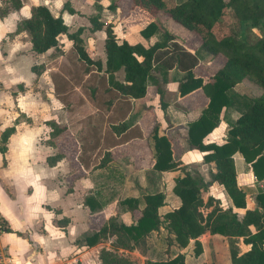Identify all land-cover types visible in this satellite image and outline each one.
<instances>
[{
    "label": "trees",
    "instance_id": "trees-1",
    "mask_svg": "<svg viewBox=\"0 0 264 264\" xmlns=\"http://www.w3.org/2000/svg\"><path fill=\"white\" fill-rule=\"evenodd\" d=\"M25 0H7L8 4L0 6V17L8 9H18ZM96 12L88 16L91 29L104 32V64L93 58L92 48L85 46L79 35L81 27L68 31L62 17L54 15L47 6H30L31 18L21 17L16 22L13 32L25 31L30 42V49L41 53L57 43V36L65 34L71 44L64 51L68 66L82 82L87 77L102 80L100 84H86L85 94L91 99L94 110L84 114V129L76 134L77 161L85 167L96 163L105 165L110 159L107 148L127 139L131 130H124L123 118L130 109V98L140 97L145 93L144 80L150 70L159 64L164 68L176 67L183 71L177 80L179 96L200 88L207 101L198 115L187 123L185 143L188 148L204 151L203 160L209 165V180L198 183L191 170L172 155L167 136L153 129L154 159L152 167L156 170H177L173 176L172 191L178 198V205L161 214L158 211L163 202L160 190L142 192L139 198L126 197L121 201L127 205L130 213L138 212L134 223H117L115 217H109L98 229L85 235L87 244L103 237L107 232L115 233L117 242L125 248H133L144 243L145 236L158 227L160 215L164 217L163 227L166 231L165 242L185 245L193 238L194 253L200 251L196 236L204 230L231 236H242L248 248L240 254L230 252L231 264H264V191L255 194L256 206L246 203L245 193L236 181V171L232 154L239 152L244 161L249 163L256 179L264 177V0H130V14L145 20L137 31L146 40L141 42L132 32L117 40L113 23L99 19L100 4L94 0ZM63 7L71 12L68 2ZM105 8L114 9L111 0ZM156 14L169 17L181 26L195 32L198 46L211 56H220L222 63L212 73L203 76L195 70L198 59L185 44L177 41L154 17ZM258 35L251 39L252 29ZM11 33H9L10 35ZM155 35L149 43L148 38ZM66 60V62H67ZM59 63L56 70H50L54 95L62 102L69 121L70 115L77 112L81 103H68V86L72 79L68 77L66 65ZM122 69V78L115 77V71ZM31 69L38 73L32 64ZM101 71V74L98 73ZM72 75V74H70ZM101 75V76H98ZM247 78L261 87L260 94L228 93L231 86ZM236 101V103H235ZM223 105H238L239 113L226 129L227 136L223 142H203V137L215 126L219 111ZM83 112V110H82ZM52 129L48 143L53 144L57 135L67 125L48 120ZM13 130L9 126L0 133V152L5 149L4 142ZM121 132V134H120ZM70 141V140H69ZM71 143V142H70ZM101 155L97 160V156ZM58 153L47 157L51 163ZM72 157V156H69ZM211 180L218 181L231 204L223 206L214 200L213 215L203 224L196 216L199 203L198 189ZM104 202V201H103ZM85 204L92 207L90 200ZM243 207V211L236 210ZM98 258L102 264H129V260L104 248H100ZM146 264H186L181 252L173 256L146 260Z\"/></svg>",
    "mask_w": 264,
    "mask_h": 264
},
{
    "label": "crops",
    "instance_id": "crops-1",
    "mask_svg": "<svg viewBox=\"0 0 264 264\" xmlns=\"http://www.w3.org/2000/svg\"><path fill=\"white\" fill-rule=\"evenodd\" d=\"M65 1L72 8L71 12L67 11L63 7V4L57 9L54 0H50L47 7L52 14H59L64 23L65 13L67 14L69 19L65 24L68 31L81 27L79 35L82 38L83 44L90 48L95 47L96 52L93 58L99 59L101 65L104 64L105 54L102 46L104 32L102 29H91L88 19L90 14L96 12L97 6L94 3L95 1ZM110 1L98 0V4L101 7L99 19L113 23V31L116 33L118 29L120 37L128 32H132L141 42L146 43V40L137 31L144 25L145 20H141L138 16L130 14L131 1L113 0L115 8H105ZM172 1L176 2L175 0ZM25 4L30 5V0H25L18 9H8L7 13L0 17V20H3L13 11L19 12ZM154 18L163 27L165 25L171 26L172 30H169L173 32H175V25L180 29L185 28L171 18L160 14H156ZM169 20L174 23V26L169 24ZM117 23H120L121 28L115 25ZM185 32L186 36L182 41L196 54L198 59L195 70L199 71L203 76L209 75L221 65L222 58L220 56H211L201 49L198 46L197 36L193 31L185 28ZM9 33L11 34L9 35ZM115 36L117 37V34ZM154 37L155 35H151L147 42L150 43ZM176 40L179 41L178 39ZM17 41L22 47L10 55V49L13 43ZM70 44L71 42L65 34H59L54 47H49L41 53H35L30 49V42L26 32L23 30L8 32L6 33V38L0 40V101H4L0 103V108L6 111L19 112V108H8L7 98L10 97L13 106H15L19 96L30 94L31 98L38 105L41 104L44 107H48V111L45 114L55 117V119L50 120L67 125V128L55 137L53 144H49L48 140L41 139V145L46 149H51V151L46 154L43 164L37 161L39 167H46L47 169H51L58 161L64 160L65 162L63 170H57L55 179L49 178L41 181L50 191L55 190L60 195L59 200L51 204H43L41 207L46 211H53L55 213L51 223L54 227L64 231L65 239L59 242L52 241L47 249L39 245L32 238L33 233L45 237L48 235L44 231V221L41 217L39 223L33 221L32 226L27 227L25 232L16 233L17 236L27 240L30 245L24 258L31 259L35 264H40V260L42 259L43 264H48V253L55 252L56 258L53 264H102L98 258V252L100 248H104L128 259L129 264H131L132 255L134 253L139 254L142 257L143 264H145L143 260L145 256L137 249L138 246H144L150 250L161 249L164 256H173L177 252H181L186 264H231L230 252L233 251L240 254L249 246L248 243L243 241L242 236L211 233L208 230H204L196 236L200 251L194 253L193 238H189L188 242L183 246L175 243L168 245L166 242H160V240H165L166 235L163 227V215H160L162 219L158 227L149 231L145 236L143 245L139 244L133 248H125L117 242L115 233L108 232L103 237L89 244L85 242V235L91 234L94 230L98 229L111 216L115 217L117 223H134V218L138 212L134 210L133 214L130 213L127 205L121 201L123 198L137 197L139 198L138 204L141 206L140 196L142 192L160 190L163 193V202L159 206L158 211L163 214L165 211L177 207L178 198L172 191L173 176L177 173V170H156L152 167L154 159L152 133L154 127H156L157 133H163L167 136L171 145L173 158L189 168L198 183L209 180V165L202 157L204 151L188 148L185 143L187 123L198 115L200 109L206 103L207 97L200 88H195L179 96L176 84L177 80L182 76L183 71H180L176 67L167 69L156 64L150 70L149 76L144 80L146 86L144 95L130 98V109L123 118L124 130L134 129L133 131L131 130L129 137L107 148L110 152V159L105 165L99 166L93 163L88 167L82 166L75 156L76 151L79 149L76 134L84 129V113H82V110L85 107H89V112H91L95 107L92 103L86 101L85 104L76 108L77 113H82L77 121H69L65 108L57 109L55 107V102H59L60 104L62 102L54 95L49 73L52 68H55L54 61L56 57H58L59 62H66L64 51ZM99 56L102 59L98 58ZM32 64L38 68V73H35L31 69ZM8 68L13 69V71L9 72ZM207 68L212 69L210 71ZM115 73H120L119 78L115 76L120 80L122 78V69L116 70ZM13 80H18L19 82L12 83ZM244 80L242 78L241 81L231 86L228 93L245 94L248 96L260 94L262 89L255 83V91L252 93L239 88V84H242L247 89L253 87L245 83ZM18 83L22 85L21 88H13L9 91L8 85L13 84L15 86ZM239 109L238 105H223L219 111L217 123L203 137V142H223L227 136L226 129L237 117ZM39 116L40 112H37V117L39 118ZM4 119H7V117H0V123ZM21 120H25L30 127L33 126V120L28 118L24 113H21L18 119L12 121V124H19ZM39 123H44L49 127L46 121L38 119L36 126H39ZM70 126L74 127L71 128ZM15 131L16 129L13 127V130L6 137L4 146L8 142L9 136ZM47 135L49 136V133ZM69 142H71V146L68 148ZM0 144H2L1 141ZM7 151L5 147L4 151L0 152V154ZM56 153H58V157L51 163L47 162V157ZM100 156H97V160ZM232 157L235 165L236 181L245 193L246 203H252L253 206H256L255 194L259 191H264V177L256 179L249 163L244 161L239 152H234ZM8 164L9 161L4 160L2 169H7ZM0 187L4 189L10 200H17L18 189L10 179L3 178L2 170H0ZM32 192L33 189L29 187L24 195L30 196ZM197 194L199 203L196 216L203 224L207 223L214 213V200L217 201V204L223 206L231 204L226 192L216 180H211L206 186L200 187ZM86 198L90 200L92 207L89 208L85 204ZM236 210L242 212L243 207H238ZM14 211L18 215L21 224H24V217L20 215L19 206ZM61 216L63 218H57ZM4 221L5 228L0 233V247H7L9 249V246L4 243L6 239H4L3 234L11 232L12 228L7 220L4 219ZM73 225L76 227L75 236L68 234V230ZM156 239L159 240V245L155 248L156 245L153 241ZM61 247L72 249V251L66 256L61 255Z\"/></svg>",
    "mask_w": 264,
    "mask_h": 264
},
{
    "label": "clouds",
    "instance_id": "clouds-1",
    "mask_svg": "<svg viewBox=\"0 0 264 264\" xmlns=\"http://www.w3.org/2000/svg\"><path fill=\"white\" fill-rule=\"evenodd\" d=\"M55 7L59 9L64 0H54ZM41 3L44 6H48L50 0H30V5L25 4L19 10V12H11L3 20H0V40L6 38V33L15 30L16 21L21 17L25 19L31 18L30 6L34 5L39 7ZM67 14L65 13V23L68 22ZM22 45L17 41L13 43L10 49V55L18 51ZM9 72L13 69L8 68ZM18 80H13L12 83H17ZM4 101H0L3 103ZM8 108H19V112L6 111L0 108V117H7L2 123H0V132H3L5 128L12 126L16 131L9 136V140L5 147L7 152L0 154V170H2V176L5 179H10L12 183L18 189L17 200H10L4 189L0 187V217H3L8 221L12 228L11 232L4 233L3 237L6 239L5 244L9 246V256L11 257L10 264H32L31 260L25 259V253L28 252L30 245L28 241L20 236H17V232H25L27 227L32 226V222H40L41 217L44 221V231L48 234L47 237L37 235L33 233L32 238L43 248L47 249L52 241H63L65 239L64 231L56 228L52 225L51 221L55 213L53 211H46L41 205L51 204L54 201L59 200L60 195L55 190H49L43 183L45 179H55L57 170H63L64 160L58 161L51 169L46 167H39L37 161L40 163L45 162V157L51 149H46L41 145L40 141L48 140L50 137L47 133L52 129L47 127L44 123H39L36 126L38 119L40 121H48L55 119L46 115L48 107H44L41 104H37L35 100L31 98L30 94L21 95L17 98V103L13 106L11 98H7ZM57 109L64 107L59 102H55ZM37 112H40L39 118ZM24 113L28 118L33 120V126H29L25 120H21L19 124H12V121L19 118L20 114ZM43 153V154H42ZM8 160V168L2 169L3 161ZM31 187L33 192L30 196L24 195L26 190ZM22 201V203H21ZM19 206L20 215L24 217V224H21L20 219L14 209ZM63 218L61 217H57ZM68 234L71 236L76 235V227L73 225ZM72 249H65L61 247V255H68ZM56 258L55 252L48 253V264H53ZM40 264H43V260H40Z\"/></svg>",
    "mask_w": 264,
    "mask_h": 264
},
{
    "label": "rangeland",
    "instance_id": "rangeland-1",
    "mask_svg": "<svg viewBox=\"0 0 264 264\" xmlns=\"http://www.w3.org/2000/svg\"><path fill=\"white\" fill-rule=\"evenodd\" d=\"M175 1L178 2V1H181V0H175ZM5 4H8L7 0H2V1L0 0V6H3ZM171 22L172 21L169 20V24L172 25V26H174L173 25L174 23L173 22L171 23ZM115 25H117V26H119V28H121L120 23H117ZM165 26H164V28L167 31L169 29L172 30V27L171 26H168V25H165ZM170 30H169V32L171 34H173L174 37L179 40V42H181V43L184 44V42L182 40L186 36L185 28L184 29H180V28H177V25H175V32L170 31ZM193 33L195 34V32H193ZM114 34H117V37H116L117 39H120L121 38L120 35H119L120 34V31L118 29L116 30V33H114ZM257 35H258V31L253 28L252 29L251 39L255 38V36H257ZM92 50H93V55H95L96 48L93 47ZM98 50H99V48H98ZM201 52H203V51H201ZM57 58L58 57H56V59L54 58L55 59V61H54L55 68H52L51 70L59 69L58 66H59V63L61 64V62H59ZM64 58H65V54H64ZM98 58H101L102 59V57H100V56ZM63 64L66 65V71L68 72V75L67 76L72 79L70 85L68 86V89H69L68 95H66V98L69 101L68 103H71V104L81 103L83 99H84L83 103L86 102V101L90 102L91 99L89 98V96L87 94H85V86H86V84H92V82L94 84H97V83L100 84V82H101L100 85H102V80H100L99 77L93 79L90 76V77L85 78L82 82L76 81V79L78 77V76L74 75L76 68L73 70L70 66H68V60H67V62H64ZM159 66H161V65H159ZM200 66H201V63H200ZM211 69L212 68H210V69L207 68V70H210V71H211ZM98 73L101 74V72H98ZM70 74H72V75H70ZM101 75H98V76H101ZM115 76H117L119 78L120 77V73H115ZM244 79H245L244 80L245 83L250 84L253 87H251V89H247V88H244V86L242 84H239L238 87L244 89L248 93L254 92L256 85H254V83L252 81H250L249 79H247V78H244ZM21 87H22V85L19 84V83L18 84H15V86H13V84L8 85L9 91H11L13 88L19 89ZM87 112H89V107H85V109L83 110L82 113L85 114ZM82 113L80 112L81 115H82ZM80 114L76 112L75 114L70 115V116L76 122L77 119L81 116ZM68 118H69V114H68ZM70 127L73 128L74 126L73 127L70 126ZM70 146H71V143L69 142L68 143V148ZM160 242H165V240H163V241L160 240ZM153 243L156 245L155 246V248H156L159 245V240L156 239V240L153 241ZM167 248H169V247H167ZM137 249L145 256V258L143 259L144 262H146V260H149L150 258L151 259H156V258H163V257H165L161 249L160 250L159 249H152V250H150V249H146L144 246H138ZM141 258L142 257L139 254H135L134 253V255H132V261L130 263L138 264V263L142 262V259Z\"/></svg>",
    "mask_w": 264,
    "mask_h": 264
},
{
    "label": "built area",
    "instance_id": "built-area-1",
    "mask_svg": "<svg viewBox=\"0 0 264 264\" xmlns=\"http://www.w3.org/2000/svg\"><path fill=\"white\" fill-rule=\"evenodd\" d=\"M4 228H5V221L3 217H0V233L4 230ZM25 259H29V258H25ZM10 260H11V257L9 256V249L7 247L5 248L0 247V264H10ZM32 264H35V263L32 262ZM138 264H143V261Z\"/></svg>",
    "mask_w": 264,
    "mask_h": 264
}]
</instances>
